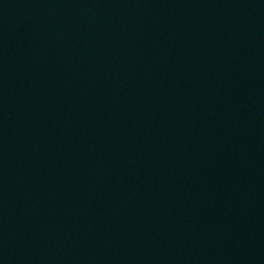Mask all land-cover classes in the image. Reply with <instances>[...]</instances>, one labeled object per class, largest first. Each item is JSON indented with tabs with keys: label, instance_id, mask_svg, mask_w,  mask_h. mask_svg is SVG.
Listing matches in <instances>:
<instances>
[{
	"label": "water",
	"instance_id": "1",
	"mask_svg": "<svg viewBox=\"0 0 264 264\" xmlns=\"http://www.w3.org/2000/svg\"><path fill=\"white\" fill-rule=\"evenodd\" d=\"M0 264H264V0H0Z\"/></svg>",
	"mask_w": 264,
	"mask_h": 264
}]
</instances>
